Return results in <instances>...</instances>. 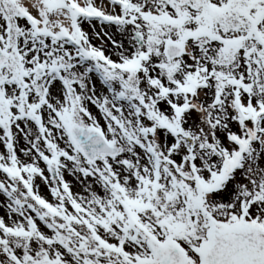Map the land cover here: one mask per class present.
Returning <instances> with one entry per match:
<instances>
[{
    "label": "snow or ice",
    "instance_id": "snow-or-ice-1",
    "mask_svg": "<svg viewBox=\"0 0 264 264\" xmlns=\"http://www.w3.org/2000/svg\"><path fill=\"white\" fill-rule=\"evenodd\" d=\"M0 264H264V0H0Z\"/></svg>",
    "mask_w": 264,
    "mask_h": 264
}]
</instances>
